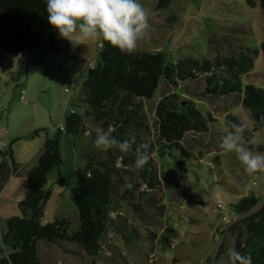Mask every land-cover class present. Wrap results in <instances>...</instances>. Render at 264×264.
<instances>
[{
    "label": "rangeland",
    "instance_id": "374dc122",
    "mask_svg": "<svg viewBox=\"0 0 264 264\" xmlns=\"http://www.w3.org/2000/svg\"><path fill=\"white\" fill-rule=\"evenodd\" d=\"M159 1L140 0L149 14L150 28L134 51L162 53L167 62H176L188 56L231 55L242 47H261L264 41L260 0H255L254 5L248 0H170V4L158 7ZM51 33L57 51L43 53L39 44L23 51V56L6 52L0 66V132L6 130L0 149H12L17 164L13 171L8 158L0 162L2 170L8 168V172L0 171V244L7 220L22 215L19 202L29 192L28 171L43 154L47 133H53L64 123L71 109L84 107L80 100L83 82L89 68L99 61L100 40L73 47L56 30L46 31L45 36ZM87 50L93 55L90 58ZM254 58V66L241 78L245 84L264 90V53ZM224 72L225 69L218 68L175 87L161 82L153 97L144 100L146 111L153 116L162 97L181 91L183 101H194L206 115L211 113L213 120L208 132H189L181 141L159 143L155 156L160 165L167 169L175 168L177 161L185 164V170L176 168L184 176L181 186L168 190L165 200L168 209L164 221L176 229V237L171 246L164 247L160 241L154 243L148 238L128 243L110 234V241L121 249L130 264L212 263L219 248L218 229L229 226L223 214L233 217L232 204L244 195L254 193L264 202V171L247 174L236 153L219 147L234 123L245 126L246 147L252 149L254 143L264 146V124L255 130L251 112L240 99L207 91V79ZM89 143V136L61 135L62 163L48 171L43 187L49 195L44 223L60 217L68 220L71 229L79 228L73 189L77 185L76 169L86 162L83 154L93 149ZM256 152L264 153V149ZM219 203L225 206V213L215 211ZM235 242L234 235L228 232L225 249L218 254L216 264H231L229 254L235 250ZM38 249L43 264H83L90 260L87 254L79 259L43 241L38 243ZM3 255L0 253V257ZM119 259L121 256L110 261L119 264L114 261Z\"/></svg>",
    "mask_w": 264,
    "mask_h": 264
},
{
    "label": "trees",
    "instance_id": "16d2710c",
    "mask_svg": "<svg viewBox=\"0 0 264 264\" xmlns=\"http://www.w3.org/2000/svg\"><path fill=\"white\" fill-rule=\"evenodd\" d=\"M248 1L251 5L256 3ZM260 1L264 14V0ZM168 4L170 0H160L158 7ZM49 30L55 31L47 21L44 0H0V66L6 52H22L23 55V51L39 44L43 53L57 51L56 42L51 36H45ZM260 52L264 53V41L261 47H242L231 55L188 56L167 62L162 53H126L100 41L99 61L89 68L83 82L80 100L84 107L78 105L71 109L65 117L64 129L47 133L43 154L28 171L29 192L19 202L22 215L11 216L6 229H2L0 253L5 255L0 257V264H43L38 249L40 241L59 246L79 259L87 254L90 260L83 264H112L110 260L120 256L121 259L114 260L116 263L130 264L121 249L110 241L112 233L128 243L148 238L154 243L160 241L164 247L171 246L176 229L164 221L168 209L165 200L168 190L181 186L184 176L176 168L185 170V164L181 160L175 163V168L165 169L155 152L163 141H181L189 132H208L213 118L194 101H183L181 91L162 97L153 116L146 111L144 100L153 97L161 82L175 87L199 74L225 69L222 75L207 79L210 86L207 91L219 97L240 99L250 110L257 130L264 124V90L245 84L241 75L254 66V57ZM110 126L114 128L113 135L121 140L135 136L132 150L105 152L94 146L96 130H108ZM62 134L89 136V144L93 146L92 150L84 152L86 162L75 172L77 185L73 189V199L80 220L76 230L71 229L65 218L43 221L49 198L43 187L48 171L62 163ZM144 144L148 145L150 160L137 169L134 166L136 149ZM251 148L257 151L264 146L254 143ZM0 156L1 161L9 158L14 171L17 170L12 149H0ZM232 209L233 217L223 214L229 226L218 229V253L213 262L207 264H216L218 254L225 249L228 232L236 239L235 250L250 254L252 264H264V202L251 193L233 203ZM215 211L225 213L223 203H219Z\"/></svg>",
    "mask_w": 264,
    "mask_h": 264
},
{
    "label": "clouds",
    "instance_id": "9594fccd",
    "mask_svg": "<svg viewBox=\"0 0 264 264\" xmlns=\"http://www.w3.org/2000/svg\"><path fill=\"white\" fill-rule=\"evenodd\" d=\"M47 21L58 35L68 40L73 47L87 41L108 42L121 52L131 53L148 32L149 14L140 0H44ZM94 146L105 152L118 150L128 153L135 143V136L119 139L113 135L114 128L97 129ZM245 126L234 123L232 130L224 135L219 147L226 152H234L244 165V171L253 175L264 171V153L245 146ZM55 130L53 129V133ZM148 145L136 149L134 166L143 168L150 160ZM231 264H252L250 254L232 250Z\"/></svg>",
    "mask_w": 264,
    "mask_h": 264
},
{
    "label": "built area",
    "instance_id": "2783aa9c",
    "mask_svg": "<svg viewBox=\"0 0 264 264\" xmlns=\"http://www.w3.org/2000/svg\"><path fill=\"white\" fill-rule=\"evenodd\" d=\"M19 55L21 56L22 55V52H20ZM72 81L74 82V79L73 78H72ZM24 94H25V90H22V95H21V99L22 100L25 99V95ZM58 128L64 129L63 123ZM5 133H6V130H3V131L0 132V141L2 140L3 136L5 135ZM2 145H4V143ZM0 161H1V156H0Z\"/></svg>",
    "mask_w": 264,
    "mask_h": 264
},
{
    "label": "crops",
    "instance_id": "0c3cea01",
    "mask_svg": "<svg viewBox=\"0 0 264 264\" xmlns=\"http://www.w3.org/2000/svg\"><path fill=\"white\" fill-rule=\"evenodd\" d=\"M57 32V31H56ZM49 36H51L52 37V39L55 41V39H54V36H53V34L51 33ZM98 51H99V49H98ZM85 53H87V56H88V58H90L91 56H93L92 54H91V52L90 51H86ZM93 53V52H92ZM88 54H90V55H88ZM23 56V55H22ZM89 65V64H88ZM5 159H7V158H5ZM9 159V158H8ZM11 167L13 168V166L11 165ZM2 167L0 166V171H7L8 172V168L7 169H5V170H2L1 169ZM13 171H14V168H13Z\"/></svg>",
    "mask_w": 264,
    "mask_h": 264
}]
</instances>
